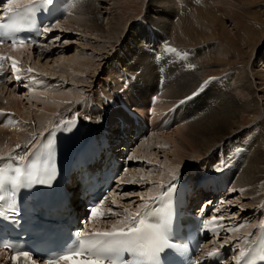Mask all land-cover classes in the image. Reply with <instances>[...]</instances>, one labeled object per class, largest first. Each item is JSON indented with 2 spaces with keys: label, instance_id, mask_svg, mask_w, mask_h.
Masks as SVG:
<instances>
[{
  "label": "rangeland",
  "instance_id": "rangeland-1",
  "mask_svg": "<svg viewBox=\"0 0 264 264\" xmlns=\"http://www.w3.org/2000/svg\"><path fill=\"white\" fill-rule=\"evenodd\" d=\"M75 1L76 0H72L71 4H73ZM184 1L185 0H165L163 3L160 2L159 0H118L116 14L118 19L120 20L119 25L122 27H126L128 22V25L126 27L127 34L122 39L123 42H116L114 38H110V41L108 43L105 40H99L96 42V39L98 38L97 36L92 35L91 32L84 33L82 31L79 32L73 30L67 33V31L60 30L59 32L54 30L55 33H53V35L50 33L51 35L49 36L52 37L41 48V50H39L38 48H36V50H33V56H34L33 61L31 60L30 62H27L25 61L26 58L23 57L24 59H22L21 62L22 67L26 68L30 65V67L34 69V71H36L33 72L34 74L32 75V77H34V84L33 86H31L29 89L26 90L27 93L28 92L30 93L31 89L34 87L38 88L37 86L50 85V89L46 93L44 92L34 93V94L24 93L22 96L21 95L16 96L14 95L16 93V90L15 92H12L11 88L6 86L4 88L3 87L0 88L1 89L0 94L3 93V97L5 96V98L10 99V101L13 99L16 100V98L18 97L19 113L21 114L24 120L29 121L26 123L25 127L30 128L32 123L33 125L37 126V127L32 126L29 130L30 132H32L33 129L39 130L38 128L39 122H37L36 120V114L40 113V108L42 107V103L52 101L51 99L52 95L50 93L53 94L58 91L59 93H63L64 97L65 95L70 96V100H68V98L66 99L67 103L70 106L69 108H71V106L73 105L79 106V108H81L82 99L86 97V95L89 93H92L91 95L92 102L95 103L100 102L101 104H103L102 102L103 99L99 94L100 90H98L96 96L94 95V93L100 87L99 86L100 84L101 86L103 85V81H106V79L112 80V74L114 73V71L111 70L114 67L109 69L108 66L111 65L113 61H117V62L127 61L126 64L128 65V67H136L133 64L130 63L128 64L129 59H131L133 56L135 57V54H131L132 51L130 50L131 46L133 45L132 41H136V40L138 41L140 39L141 40L144 39L149 30L148 27H150L152 32L154 31V35H156L157 37H159L160 35H164L162 32H164L165 29L156 28L155 27L156 24H153L152 15L154 14L153 12L156 11L162 16L164 20L169 21L171 23L172 29H174L175 26H179L181 28L182 33L172 38L173 41L171 42L174 43L176 46L187 47L188 50L193 53L192 59L197 60L198 64L202 66L201 67L202 71H200L202 76L201 77L202 81L209 80V78H212L215 75H221L219 78H217V80L216 79L214 80L217 81L218 83L220 79H224L221 83H219L221 84L220 85L221 87L223 86L222 88L225 87L230 91H232L235 97L237 98V100L239 101L242 100L250 101L252 99L251 91H249V89L244 85L245 82L242 79L246 76L245 72L247 70L252 75V77L255 78L254 72H256L258 68L263 67L261 62L262 60H264V0H200L197 1L196 5L192 6L189 11H184V6H183L184 3H182ZM167 4L170 7H173V11H178L180 15H184L183 17H181L182 22L181 19H179V17L177 16V14H174V12L173 13L171 12L172 10H169V6ZM102 6H103V8L101 9L102 12H106L105 8H107L108 4L107 5L104 4ZM205 12L207 13L212 12L217 15V18L210 19L208 15L207 16L205 15L206 14ZM73 15L74 16L70 19V21L74 20L75 19L74 17L77 16L76 14ZM70 16L71 15L69 13L67 18H69ZM147 17H149L150 19H148ZM108 18H109V14L105 13L104 15H102L100 19L102 22L101 24L102 28L104 29L108 28L107 26ZM190 20L193 21L190 22ZM57 24L52 26L53 29H56L58 27ZM147 24H150L152 26H149ZM186 27H190L191 32ZM147 36L150 37L149 35ZM88 42H93L94 47L95 45L100 46L103 43H107L108 47L105 50V52L102 53L99 52L98 50L95 51L93 48L86 47L85 43ZM95 42L98 44H96ZM111 47H113V49H111ZM108 49L111 52H109ZM128 53H130V55H128ZM99 54H103V57L102 56L99 57ZM75 55H77V57L79 58L80 56L81 57L86 56L88 59L91 58L90 60L92 61L95 60L94 63L97 67L96 71L91 72L92 74L91 73L85 74L83 73V71H80V73L75 71L76 74L78 75L83 74L81 77L82 79L77 81L75 78L74 80L69 75L70 73L73 72L74 70L73 68L68 67L67 69L66 67L67 73L66 71H60L58 69L59 68L58 66L59 64H57L58 62H63L67 58L75 57ZM141 55L143 56V61H145V66H143L145 70L142 73H140L138 77H136L137 80L141 82V84H137L136 82H134L133 85L140 86L139 91L140 93L142 92L141 99L143 98V96L146 95L144 100H140L142 101L141 108L145 110L146 104L148 103V95L151 91V89L148 88L152 87V89L155 90L158 75L154 70L155 68L150 64V61L147 57L149 56V54L145 55L144 53H142ZM41 65L44 66L45 68L44 67L41 68ZM171 67L174 68L173 64L171 65ZM183 67L186 66L183 64ZM172 68L169 72V75L171 76L175 71V69ZM40 71H42L45 75L41 77L38 76L39 73L37 72ZM215 73H219V74H215ZM184 74L185 73H182L183 76L188 78H190L191 76L187 73L186 75ZM210 74L213 75L210 76L209 78H206ZM44 78H47L49 80V83L47 81H44V84H42L43 83L42 79ZM171 80L172 78L166 80L165 91L168 88V86H170L171 83L169 81ZM88 82H90L89 85H87ZM224 82L228 85H226ZM72 89L78 90V92L74 90L72 91ZM263 93L264 91L260 90L258 92L259 97L262 98ZM71 95L73 97H71ZM79 96L80 98H78ZM201 96H203V94L195 98L196 103H199L200 101L203 100V97ZM163 98L164 100H166L165 98H169V97L166 96ZM262 106H264V98L262 101H260L259 104L260 108L258 110L259 112L263 110ZM117 110L120 111L119 109ZM184 110L180 111L178 115H177L178 112H176L175 114L176 115L175 122H177L176 124L170 125L169 127L163 129V131H158L157 134H162V132L170 133L172 132V130L173 131L177 130L178 129L177 127L184 126L185 121L183 123L181 122V118L185 119L186 117ZM92 111H94V109H92ZM200 112L201 111H199V113ZM253 112H254L253 109L250 108V110H243L240 113L239 123H241L242 127L239 128L237 132H235L231 136L230 138L231 140L236 139V140L245 141V139L249 137L248 135H251L252 133L254 134L256 125L253 123V121H255L254 117L256 115H254ZM65 113H67V111H65ZM99 113L100 112L94 114L99 117ZM51 115L55 117L57 116V113ZM114 116L110 117L108 110V114L106 115V118L110 119V118H114ZM33 117L35 118L34 121L32 120ZM158 124L159 123H155V125L157 126ZM8 127L13 128V126H8ZM175 136L177 135L175 134ZM165 138L163 136H160L159 140H163ZM165 141L167 140L165 139ZM163 144H164L163 150L169 151L170 146L168 144L170 143H167L168 146L165 145L166 143ZM5 145L6 142L4 141L0 145L1 146L0 148H3ZM158 147L159 146L156 144H153L151 147L152 148L151 153L153 157L152 161L155 163L154 167L146 163H143L142 161L145 159L140 160L137 166H135L133 163V167L131 168V170L133 169L136 175L131 174L130 176H128L131 177L132 175H134V178L132 180L130 178H127L130 181V183L128 186L127 184L125 185L124 189L125 188L126 189L123 190V192L118 197L120 200H123L125 202L123 203L122 206H118L115 212L124 213V211L127 210L126 208H128L126 204L132 206L138 203V200L139 198L141 199V197L137 196V193L140 192L142 189H144L143 191L145 190L148 191L149 187H152L151 184H153V186L156 185L155 183H152L154 178L163 175L165 171L164 168H166L167 165H171L172 160L169 158L166 159V157L163 156V150ZM263 150H264V146H263ZM217 155L218 154L214 152L210 155L209 158H202L197 162H194L193 159V161H191L192 163L189 162V164L187 165L192 164L191 166L194 167L193 174H195L196 171H198L197 173H200L201 170L199 169L201 168V165L204 168L207 161L211 162L212 156H217ZM146 160H148V158ZM180 170H182V168ZM184 174L187 176V173ZM192 175L191 178L193 179ZM142 176L143 177L146 176L145 177L146 179H144V181L141 180ZM147 186L148 188H146ZM244 188H242L241 191H243ZM233 192H236L235 194L237 196L233 194L235 196L234 201L232 202V205L228 201L229 207L227 208V210H229V214L230 212L233 213V216L235 218L234 221H237L238 216H240L241 214L245 219V222L244 224H240L235 228L233 227L232 229L245 227L248 226L249 224L251 225L252 221L256 218V215H254L255 214L254 211L250 209L253 206V204L250 203L249 196L250 195L252 196V194H247L246 192V194L242 195L239 190ZM127 193H130L132 195H126ZM254 216L255 218H253ZM119 218L120 217H117V219ZM234 223L232 224L234 225ZM227 237H229V235Z\"/></svg>",
  "mask_w": 264,
  "mask_h": 264
},
{
  "label": "bare ground",
  "instance_id": "bare-ground-1",
  "mask_svg": "<svg viewBox=\"0 0 264 264\" xmlns=\"http://www.w3.org/2000/svg\"><path fill=\"white\" fill-rule=\"evenodd\" d=\"M159 1L164 3L165 0H159ZM197 1H200V0H185L184 1V11H189L192 6L196 5ZM117 2H118V0H76L73 4H71L72 9L69 12L71 16L69 18H67L68 15H66V17L64 18L65 21L64 20L59 21L57 24L58 27L55 29V31L60 32V30H62V31H67V33L70 31H73V30H76L79 32L82 31L84 33L91 32L92 35L97 36L98 39H96V42L99 40H105L108 43L110 41V38H114L116 42H123L122 39L127 34L126 27L128 25V22H127L126 27H122L119 25L120 20L118 19L117 14H116L117 6H118ZM104 4H106V5L108 4L107 8L104 7L106 9V12H102V10H101L103 8L102 5H104ZM188 6H189V8H188ZM169 10H172L171 11L172 13L174 12V14H177L179 19H181V17L184 16V15H180L178 11H173V7L169 6ZM105 13L109 14V18L107 19L108 20V23H107L108 28L107 29L102 28V25H101L102 22L100 20L102 15H104ZM153 13H154L153 15L151 13L152 18H153L152 19L153 24H156V26H155L156 28L165 29V31L162 32L164 35H160L159 37H157L156 35H154V31L152 32L150 27H148L149 30H148L144 39H142V40L140 39L138 41L137 40L132 41L133 45L130 48V50L132 51L131 54H135V56L138 55L136 60L137 61L140 60V61H142V63H145V61H143V56L141 55L142 53H140L139 50H145L144 48H145V45L147 44V43H145V40L147 42H150L151 41L150 37L154 36V37H157L158 39H160L161 46H163V44L164 45L170 44V43H168L170 41H168L167 38H169V37L171 38V36H172V38H174L176 35L182 33L181 28L179 26H175V28L172 29L171 23L169 21L164 20L158 12L155 11ZM205 13H206L205 15L206 16L208 15V17L210 19H216L217 18V15L212 13V12L211 13L205 12ZM73 14H76L77 16H75L74 17L75 19L73 18L74 20H71L72 21L71 22L70 19L74 16ZM147 18L150 19L149 17H147ZM168 19H169V17H168ZM152 21H151V23H152ZM191 21H193V20H190V22ZM181 22H182V19H181ZM181 22H179V23H181ZM189 25H190V23H189ZM189 25H187V26H189ZM186 28L191 32L190 27H186ZM79 32H78V34H79ZM48 34L51 35L50 33H48ZM49 35H48V40L52 37V36L50 37ZM147 35H149L150 37H148ZM169 40H171V39H169ZM107 43H103L101 45L99 44L100 46L95 45V47H94L93 42H88V43H85V46L93 48L95 51L98 50L99 52L103 53V52H105V50L108 47ZM96 44H98V43H96ZM36 48L37 47H30L27 45L17 46V47L4 46L1 48V50L5 49V50H7L8 53L12 54L13 56H16V57L18 56V58L21 62H22V59H24L23 57L26 58L25 61L30 62L31 60L33 61V57H34L33 56V50H36ZM111 49H113V47H111ZM108 51H109V49H108ZM183 51L188 53L187 57L180 59L177 62L173 63L174 68H172L170 66L172 69H175V71L173 72L172 80L169 81L171 84L166 89L167 92L165 91L166 96H168L169 99H168V103H161V101H159V103H157L156 108L159 112L162 111L164 109V107L168 106L170 103L177 101L178 98L192 92L195 89V87L198 84H200V82L202 80V78H201L202 76L200 73V71H202L201 70L202 66H200L198 64L197 60L192 59L193 53H192V55H190L189 52L186 51L185 49ZM109 52H111V51H109ZM147 54H149V52H147ZM77 55H75V57L67 58L63 62H58L57 64H59L58 69L60 71H66V67H67V69H68V67L73 68L74 69L73 72L70 73L69 75L73 79L75 78L77 81H79L82 79L81 77L83 74L78 75V74H76L75 71H77L79 73H80V71H83V73H85V74H90L91 72L96 71L97 67L94 63L95 60L92 61V60H90L91 58L88 59L86 56L85 57L80 56V58H79V57H77ZM128 55H130V53H128ZM101 56L103 57V54H99V57H101ZM54 63H55V61H54ZM261 63L263 65V67L258 68L256 70V72H254L255 78L252 77V75L247 70L245 72L246 76L242 79L245 82L244 85L249 89V91H251L252 99L250 101H243V100L239 101V100H237V98L235 97V95L232 91H230L229 89H227L225 87L222 88L223 86L221 87L220 86L221 84H219V83H221L224 79H220L218 81V83H217V81L212 80L209 88L206 89L203 96H201V97H203L202 101H200L199 103H196L195 102L196 100H194V102H192V103H190L184 107L186 117H185V119L181 118L182 123L185 121L184 126L177 127L178 128L177 130H175V131L172 130V132H170V133L162 132V134H155L154 132L151 131L152 133H150L145 140L137 142V144H136L134 150L132 151L130 157L139 158V160H143V159L148 158V160H151V161L153 159L152 153H151V150H152L151 147L153 144L158 145L159 146L158 148L163 150V147H164L163 143H166L165 145H167V143H170V144H168L170 146V148H169L170 150L169 151L163 150V156L166 157V159L167 158L171 159L172 163H171V165H167L166 168H164L165 171H164L163 175L154 178V180L155 179L158 180V183L156 182L157 184L154 186H153V184H151L152 191L158 190L159 189L158 186L161 183L160 180L164 181V179H166L167 177H170V174H172L173 172H175L176 174H180V172L187 173V176L189 178H191V175L194 173V171H193L194 167L191 166L192 164L187 165V164H189V162L193 161V159H194V162H197V161L201 160L202 158H209L212 153L215 152L217 154L218 151L223 150L225 148V146L228 145L229 142H233V144H239V143L245 144V146H247L246 147L247 151L245 153H243L244 150L241 151L240 149H244L245 146L239 145L240 146L239 150L236 151L235 153H232V155L230 157L232 159L236 155L244 154L240 163L238 165H236L235 169L229 175L231 187L232 188H234V187H240V188L247 187V188H244L243 191H240V192L242 195L246 194V192H247V194H252V196L251 195L250 196L248 195V196L250 197V203H252L253 205L256 204L257 202H260L264 198V150H263V146H264V106H262L263 110L261 112L258 111L260 108L259 107L260 101H262L264 98V93H263L262 98L259 97V95H258V92L260 90L264 91V60H262ZM183 64L186 67H183ZM189 65H195V67L194 68L189 67ZM42 67H44V66L41 65V68ZM50 73H52V72H50ZM66 73H67V71H66ZM182 73H185L184 75H186V73H187V74L191 75L192 77L191 76H190V78L185 77L182 75ZM82 82H84V81H82ZM89 83L90 82H88L87 85H89ZM11 84H12V82L9 81L7 83V87L9 85L11 86ZM5 85L6 84L1 83L0 88L6 87ZM226 85H228V84H226ZM13 88H15L14 85H13ZM148 89L152 90V87H149ZM225 89H227V90H225ZM19 90H20V88H19ZM73 90L74 89H72V91ZM81 90H83V89H81ZM13 91L15 92L14 89H13ZM74 91L78 92V90H74ZM165 92H163L162 95H164ZM65 93H67V92H65ZM81 93H82V91H81ZM50 94L52 95V98H51L52 101L42 103V107L40 108V113L36 114V120H37V122H39L38 123L39 130L42 129L43 127L51 124V122H53L55 120V118L60 117L61 115L66 116L67 114H69L68 112L65 113V111H67V109L70 107L66 101L67 98H68V100H70V96L65 95V97H64L63 93H59L58 91L53 93V94L52 93H50ZM69 94H70V91H69ZM72 95H71V97H73ZM162 95H161V97H162ZM145 96H143V98L140 100H144ZM76 97H77V94H76ZM78 98H80V96ZM4 101H6V102H4ZM40 104H41V102H40ZM2 106L5 108L14 109V110H16V112H19L18 97L16 98V100L13 99L10 101V99L5 98V96L3 97V93H1L0 94V107H2ZM63 106H65V107H63ZM250 108L253 109V111H254L253 113H254V115H256L254 117L255 121H253V123L256 125L254 134L252 133L251 135H248L249 137L247 139H245V141L236 140V139L231 140L230 139L231 136L235 132H237V130L239 128L242 127L241 123H239L240 113L243 110H250ZM140 109L143 110L141 107H140ZM87 110H88V108L85 109V111H87ZM94 111H93L94 113L100 112L102 114V116H105V112L102 110L94 109ZM199 111H201V112L199 113ZM55 113H57V116L53 117L51 114H55ZM117 113H118V110H117ZM107 114H108V111H106V115ZM109 115H110V117H112V116H114V113L109 111ZM125 117H126L125 118L126 120H124V118H123V120H124L123 124L125 123V121H131L133 119V117H130L129 115H126ZM110 119L116 120V117L110 118ZM32 120L34 121L35 118L33 117ZM162 125H163V123L159 122L158 126L154 125L153 128H162ZM7 127L8 126H3V127L0 126V134H3V136L10 137L9 139H12L13 145H11L12 143L7 142L8 145L3 147V149H7V148H10L14 145H17V144H19V142L25 143L29 140L30 136H28V135H30V134H28V133H31L29 130L26 131V129H21V127H20V128H18L19 131L16 132L15 129L17 127H13L14 129L12 128V130L9 131L10 132L9 133L8 130L6 129ZM111 130H112V132H116V133H118V135H121V137H123L124 140L133 138V133L130 132V130L127 126H124L122 131L117 129L116 126L113 128L111 127ZM113 130H115V131H113ZM175 134L177 136H175ZM160 136H163L164 138L166 137L165 139L167 141H165V139L159 140ZM0 138H1V136H0ZM121 147L122 146L120 145L118 147V149H120ZM3 149H1L0 151H3ZM226 151L228 152L229 149H226ZM159 163H160V161H159ZM131 167H133V163H132ZM181 168H182V170H180ZM186 170H188V171H186ZM127 173H130L129 176L131 174L136 175L135 171H133V169L131 170V168H129L126 171L125 175L122 177L125 182L123 184V188L120 190V194L122 193L123 190L126 189V188L124 189L125 183L128 182V185L130 183V181L127 179V176H126ZM144 177H146V176H144ZM143 181H144V179H143ZM72 183L74 185L75 181H73ZM146 188H148V186ZM147 194H149V191H147ZM248 196H246V197H248ZM118 197L119 196H117V199H116V202H117L116 205L122 206L125 201L120 200ZM72 199H73V202L75 204V207L82 209V207H79V205H78V202L80 200L79 196H78V192H75L73 194ZM139 201H140V198H139L138 202ZM135 205L129 206L128 204H126V206H128V208H126L127 211H124V213H121L122 215H117V217H120L119 219H117V217L113 219V216H114L113 215L112 217H110L111 221L108 220V221H106V223H109V221L112 223L117 222V220L119 223L126 216L130 215V212L133 211V209L135 208ZM115 211H116V209H115ZM115 211H114V214H118V212H115ZM229 217L231 218V215ZM243 220H245V219H243ZM242 224H244V223H242ZM238 225H240V224L234 223V225L233 224L231 225L230 229H232L233 227L235 228ZM246 225H248V224H246ZM253 225L254 224L252 221L251 225L249 224L248 226H245V227H239L235 231L228 232V230H225L224 233L225 232H227V233L224 234L223 238H222V236L219 237L220 241L222 242L226 238H228V239L235 238L236 242L238 243V245L240 247L242 244L245 243V240L249 236V233L251 232ZM228 235H229V237H227ZM240 237H241V239L239 241H237Z\"/></svg>",
  "mask_w": 264,
  "mask_h": 264
},
{
  "label": "snow or ice",
  "instance_id": "snow-or-ice-1",
  "mask_svg": "<svg viewBox=\"0 0 264 264\" xmlns=\"http://www.w3.org/2000/svg\"><path fill=\"white\" fill-rule=\"evenodd\" d=\"M55 0H31V3L23 6V11L27 13L25 20L28 24L33 21V13L40 11L38 5L52 6ZM15 5V7H13ZM21 11V5L19 0H7V7L5 15H16ZM56 23V22H55ZM54 23V24H55ZM12 28L14 32H18L20 29L14 26L0 24V28ZM53 27H41L37 31L40 35L52 32ZM8 33H0V35H7ZM58 39V38H57ZM2 42V41H0ZM13 47L23 46L25 44V38L12 37ZM166 52H176L175 48L167 47ZM187 56V53H184ZM11 59L12 68L17 73V80L20 79L19 73L21 69L18 67L19 61L15 57H6L0 55V62ZM2 66V65H0ZM189 67H195V65H189ZM28 71L34 72L29 68ZM216 78H209V81L202 82L207 85ZM199 92H194L192 95H198ZM192 97H185L180 103H184ZM88 119V118H84ZM79 117L76 120H65L53 127L45 134L46 142L38 146L30 155H13L12 151L6 154H0V160L7 159L8 163L0 166V201H4L7 205L5 211V204H0V217H4L5 220H11L13 223L20 222V209L17 207L18 195L21 190L35 189L37 186L51 187L53 181L58 175V167L56 164V152L55 142L58 128H62L63 131L72 133L77 124ZM18 149L21 145L16 146ZM28 147V146H25ZM128 159H134V157H128ZM15 161L16 163H12ZM152 167L155 163L151 160H143ZM223 170V166H213L214 172H220ZM124 171H127L125 168ZM141 179H146L141 177ZM179 177L173 172L170 175V180L167 184L160 183V188L164 191L159 195L151 197L149 201H146L142 207L143 211H137L131 215L126 216L125 220L119 223L125 225L123 227L114 224L110 231H94L93 233L86 234L83 232L76 233V240L73 245L67 250L60 252L59 254L52 255L47 264H62L63 261H67L68 264H171L168 260V256L180 255L188 251L187 244L177 239L173 231V219L174 217L169 214H162L158 206H154L156 201H164L166 198H170L176 191ZM123 183V181H122ZM152 191L151 187L148 189ZM233 191H237L233 189ZM126 195H132L127 193ZM143 199V197H141ZM93 205L89 210L90 216H96L100 213L99 204ZM115 203V201H113ZM127 211V210H126ZM218 211V210H217ZM111 213V210L109 212ZM102 215V214H101ZM223 217H212L211 220H205L202 222L201 227L205 231H211L214 234L217 233L216 228H209V225H221L223 223ZM178 231V226L177 229ZM236 229H228L229 232ZM225 245L230 241L225 240ZM0 246L4 248H15L16 246L11 243H4L0 241ZM199 250V249H198ZM124 253H129L136 257L135 260L129 261L123 258ZM219 250L213 249L208 252L205 260H211L214 257L219 256ZM246 256L245 251H241L234 259L236 264H240V261ZM23 257L26 264H36V261L32 259L29 251L16 250L11 257L13 264H17L20 258ZM192 264H202L199 260H193Z\"/></svg>",
  "mask_w": 264,
  "mask_h": 264
}]
</instances>
